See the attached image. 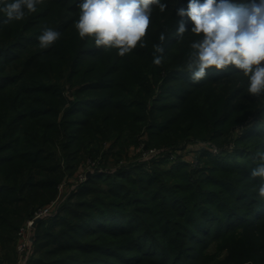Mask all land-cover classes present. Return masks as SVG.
I'll return each mask as SVG.
<instances>
[{
  "label": "trees",
  "instance_id": "trees-1",
  "mask_svg": "<svg viewBox=\"0 0 264 264\" xmlns=\"http://www.w3.org/2000/svg\"><path fill=\"white\" fill-rule=\"evenodd\" d=\"M81 2L42 0L10 23L0 12V264L14 263L22 222L56 198L64 175L106 156L107 143L120 155L141 138L148 146L188 136L221 142L251 117L232 152L200 150L207 159L195 169L173 155L163 167L153 159L96 169L37 223L30 264H264V199L256 191L264 180L250 176L264 149V98L249 94L248 77L231 65L189 79L186 59L200 37L176 15L189 0H161L167 9L153 7L146 36L123 57L80 38ZM181 20L187 32L178 38ZM46 27L61 36L42 49ZM154 45L164 48L159 66ZM219 241L223 258L209 252Z\"/></svg>",
  "mask_w": 264,
  "mask_h": 264
},
{
  "label": "clouds",
  "instance_id": "clouds-1",
  "mask_svg": "<svg viewBox=\"0 0 264 264\" xmlns=\"http://www.w3.org/2000/svg\"><path fill=\"white\" fill-rule=\"evenodd\" d=\"M42 0H3L0 12L4 23L22 20L27 13H34ZM80 16L75 27L81 39L94 37L97 47L118 49L123 57L136 48L146 36L153 7L161 12L167 4L161 0H82L78 5ZM179 17L187 16L193 27L191 32L199 39L191 43L192 51L186 59L189 79L198 83L207 76V70H227L234 66L248 77L247 92L264 98V0L248 7H237L227 0H189L188 9L179 8ZM187 32L183 20L179 22L176 36L182 38ZM202 34V35H201ZM61 36L53 28L46 27L38 37L39 46L47 49ZM160 35V40H165ZM140 47H145L140 43ZM153 63L162 64L164 48L154 45ZM251 178L264 180V149L255 152ZM256 191L264 199V183Z\"/></svg>",
  "mask_w": 264,
  "mask_h": 264
},
{
  "label": "rangeland",
  "instance_id": "rangeland-1",
  "mask_svg": "<svg viewBox=\"0 0 264 264\" xmlns=\"http://www.w3.org/2000/svg\"><path fill=\"white\" fill-rule=\"evenodd\" d=\"M251 119L253 118L251 117L244 123L234 126L224 138V140L221 142H217L213 139H196L193 136H188L185 140H181V142L179 141V143L173 144V146H148L147 140L141 138L137 144L134 143L126 147V149H124L120 155H117L116 153L119 148L115 147L113 149H108L109 144L107 143L106 146L103 148V151H108V154L106 156H104L103 154L98 155L96 157L89 156L83 164L82 170L79 169L78 171H75L72 175H64L58 184V194L56 198L52 200V202L42 207H46L53 204L54 211L59 201H61L63 198H66L72 192H76L89 177L87 173L89 171H92L93 173L96 169L105 172H113L121 165H132L139 162H145L147 166H151L153 159L159 160V164L163 167L167 165V161H162L163 157L170 155L177 156L178 159L185 158L189 161L190 168L195 169L202 161L205 163L204 160L207 159H200L202 158L200 150L206 149L209 153L214 155L221 154V152H232L235 148L236 136H241L243 134L248 122ZM186 143H188L189 145L188 149L185 151L181 150L180 148ZM170 157L169 159H172ZM205 173H208V170H205L203 174ZM37 210L38 209H36V211ZM31 218L32 217H27L22 222L21 226H23ZM239 232L240 230L237 233ZM242 234L240 233L239 236H241ZM15 236L18 238V231ZM225 247L226 246L223 245L222 241L214 242L210 246L209 252L211 254H219V257L223 258L224 255L227 253V249ZM10 252V256L16 261L18 257V251L17 240L15 239L13 241L12 249L10 250Z\"/></svg>",
  "mask_w": 264,
  "mask_h": 264
},
{
  "label": "built area",
  "instance_id": "built-area-1",
  "mask_svg": "<svg viewBox=\"0 0 264 264\" xmlns=\"http://www.w3.org/2000/svg\"><path fill=\"white\" fill-rule=\"evenodd\" d=\"M54 209L53 204L39 208L34 216L28 220L23 226L18 230L17 238V251L18 257L14 264H30V258L34 252V239H35V229L32 228V224L35 218L39 216H46L52 213ZM34 231V239L31 238V232Z\"/></svg>",
  "mask_w": 264,
  "mask_h": 264
},
{
  "label": "water",
  "instance_id": "water-1",
  "mask_svg": "<svg viewBox=\"0 0 264 264\" xmlns=\"http://www.w3.org/2000/svg\"><path fill=\"white\" fill-rule=\"evenodd\" d=\"M92 174V171H89L87 173L88 176H90ZM43 218V216H39L37 218L34 219L33 224H32V228L35 229L37 226V223ZM31 238L34 239V231L31 232Z\"/></svg>",
  "mask_w": 264,
  "mask_h": 264
}]
</instances>
